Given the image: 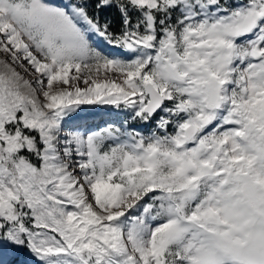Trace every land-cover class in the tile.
I'll list each match as a JSON object with an SVG mask.
<instances>
[{
  "label": "snow or ice",
  "instance_id": "snow-or-ice-1",
  "mask_svg": "<svg viewBox=\"0 0 264 264\" xmlns=\"http://www.w3.org/2000/svg\"><path fill=\"white\" fill-rule=\"evenodd\" d=\"M5 249L264 264V0H0Z\"/></svg>",
  "mask_w": 264,
  "mask_h": 264
},
{
  "label": "rangeland",
  "instance_id": "rangeland-1",
  "mask_svg": "<svg viewBox=\"0 0 264 264\" xmlns=\"http://www.w3.org/2000/svg\"><path fill=\"white\" fill-rule=\"evenodd\" d=\"M115 52L116 49H110ZM84 115L88 116V124L93 129H100L108 126L109 124L119 125L124 117L123 115L112 106L107 105H96V106H85ZM100 117V119H99ZM140 128V125H135ZM144 132H148V128L145 127ZM0 262L3 264H34L33 258L27 252V250H11L5 249L0 251Z\"/></svg>",
  "mask_w": 264,
  "mask_h": 264
},
{
  "label": "trees",
  "instance_id": "trees-1",
  "mask_svg": "<svg viewBox=\"0 0 264 264\" xmlns=\"http://www.w3.org/2000/svg\"><path fill=\"white\" fill-rule=\"evenodd\" d=\"M110 19H112L113 21V30L119 32L120 28H121V22H120V17L119 14L115 11H113L110 14Z\"/></svg>",
  "mask_w": 264,
  "mask_h": 264
}]
</instances>
